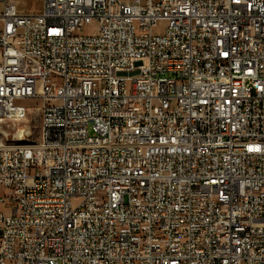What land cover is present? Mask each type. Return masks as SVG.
I'll list each match as a JSON object with an SVG mask.
<instances>
[{"label":"built area","instance_id":"1","mask_svg":"<svg viewBox=\"0 0 264 264\" xmlns=\"http://www.w3.org/2000/svg\"><path fill=\"white\" fill-rule=\"evenodd\" d=\"M0 6V264H264V0Z\"/></svg>","mask_w":264,"mask_h":264},{"label":"rangeland","instance_id":"2","mask_svg":"<svg viewBox=\"0 0 264 264\" xmlns=\"http://www.w3.org/2000/svg\"><path fill=\"white\" fill-rule=\"evenodd\" d=\"M19 6L20 11L25 13H40L42 11L44 0H15ZM2 7L0 6V12ZM94 24L86 27L87 32L93 31ZM166 28L165 23L158 24L154 32L162 34ZM28 112L24 119L20 121H3L0 122V147L27 145L36 143L39 140L40 134V104L38 102L30 101L27 104ZM27 126V127H26ZM20 129L26 130L22 139L17 135ZM30 131V135L28 132Z\"/></svg>","mask_w":264,"mask_h":264},{"label":"bare ground","instance_id":"3","mask_svg":"<svg viewBox=\"0 0 264 264\" xmlns=\"http://www.w3.org/2000/svg\"><path fill=\"white\" fill-rule=\"evenodd\" d=\"M27 127V126H26ZM26 130L20 129L17 133V135L19 136L20 140L22 139V137L24 136V134L26 133ZM30 131L28 132V135H30Z\"/></svg>","mask_w":264,"mask_h":264}]
</instances>
